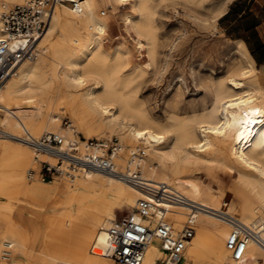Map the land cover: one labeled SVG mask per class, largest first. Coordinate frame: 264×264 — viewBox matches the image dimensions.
Wrapping results in <instances>:
<instances>
[{"label":"bare ground","instance_id":"bare-ground-1","mask_svg":"<svg viewBox=\"0 0 264 264\" xmlns=\"http://www.w3.org/2000/svg\"><path fill=\"white\" fill-rule=\"evenodd\" d=\"M24 1L0 0V37L6 35L3 5ZM163 1L84 0L82 13L69 4L57 5L32 53L0 83V194L8 187L11 212L0 235V264H113L104 255L105 229L125 207L139 218L134 208L143 193L119 175L81 169L74 176L63 174V180H32L29 171L37 170L39 161L58 160L52 153L36 151L27 139V134L39 138L45 131L66 139L77 138L79 132L87 137L117 134L118 171H128L133 160L148 180L166 182L193 200L196 233L178 264H264V248L253 240L244 258L233 261L226 246L232 225L212 212L226 208L252 227L264 220V73H258L242 44L227 65L228 73L212 83L209 107L188 115L174 107L165 121L156 117L137 92L157 62L153 15ZM190 1L202 5L206 0ZM226 1L203 5L210 19L225 13ZM104 4L129 6L124 22L137 35L135 62L129 49L106 47L107 23L99 13ZM49 60L50 77L40 74V64ZM60 107L71 113L66 127ZM139 149L144 154L134 156ZM210 162L235 177L237 202L227 201L225 189L202 178L201 173L210 176ZM190 210L175 207L171 217L181 225ZM162 254L152 243L143 264H157Z\"/></svg>","mask_w":264,"mask_h":264},{"label":"built area","instance_id":"built-area-1","mask_svg":"<svg viewBox=\"0 0 264 264\" xmlns=\"http://www.w3.org/2000/svg\"><path fill=\"white\" fill-rule=\"evenodd\" d=\"M83 3L84 0H25L14 5L3 3L1 18L6 35L0 37V83L32 53L38 38L49 25L50 13L57 5L69 4L74 11L82 13ZM63 121L66 122V119ZM27 139L36 151L52 153L58 159L56 164L41 161L39 171H29L30 177L36 174L42 179H50L56 174L74 176L81 169H96L123 177L143 193L134 208L139 214L138 219L129 213L115 219L105 229L104 255L110 256L113 264H143L154 242L163 251L157 264H178L188 242L196 233L197 205L186 194L166 182L148 180L140 165L133 160L128 171H118L115 159L121 145L117 138L66 139L58 133L45 131L39 138L27 134ZM133 154H144V150L139 149ZM181 205L191 210L182 224L177 225L171 214L175 207ZM212 212L232 225L226 246L233 261L244 258L250 240L264 248V220L252 227L226 208L213 209ZM8 249L5 254L9 252Z\"/></svg>","mask_w":264,"mask_h":264},{"label":"rangeland","instance_id":"rangeland-1","mask_svg":"<svg viewBox=\"0 0 264 264\" xmlns=\"http://www.w3.org/2000/svg\"><path fill=\"white\" fill-rule=\"evenodd\" d=\"M190 0H165L160 2L154 12V21L157 27V62L149 68L142 83L138 86L137 96L147 101L149 110L159 119L165 121L173 108L180 114H192L193 109L201 111L211 105L212 83L228 73L227 65L235 57L237 47L245 45L248 53L253 57V45L264 41V0H243L245 8L243 16L228 19L209 18L208 10L203 5L217 3L221 0H206L199 5ZM196 4V5H195ZM129 9L123 4L102 5L99 13L107 23L105 33L106 47L111 48L117 45L129 49L133 62L139 53L137 46V35L135 31L124 22V14ZM106 11L105 14L102 12ZM50 25V24H49ZM46 27L45 31L49 28ZM255 26H259L255 29ZM130 28V31H128ZM133 30V31H132ZM259 34L262 35L261 39ZM243 41V43H242ZM132 49V50H131ZM142 60H147L146 50L142 51ZM254 58V57H253ZM256 61V60H255ZM258 73H264V62L256 61ZM53 62L49 60L40 64V74L50 77ZM86 83L83 87H85ZM82 89V88H81ZM64 110V111H63ZM62 112V126L70 124L71 113L64 107ZM66 119V122L63 121ZM117 138V134L106 132L87 137L79 132L77 138ZM41 161L36 169L39 171ZM36 170V171H37ZM209 177L201 173L202 178L211 182L216 188L225 189V199L229 202H237L239 195L232 190L235 177L229 175L227 169L210 162L206 167ZM214 175V180L211 176ZM60 180L66 177L63 174H56ZM207 176V177H206ZM34 177H30L34 180ZM40 178V177H39ZM41 180H44L40 178ZM5 193L0 194V235L7 228L11 212L8 205V198ZM10 190V186H9ZM226 207V206H225ZM33 210L28 207L27 211ZM133 208L125 207L118 211L117 218L132 213ZM28 215L29 212H26ZM239 215V213H235ZM14 251V246L12 247ZM22 252H17L21 257ZM204 264H211L208 260Z\"/></svg>","mask_w":264,"mask_h":264},{"label":"crops","instance_id":"crops-1","mask_svg":"<svg viewBox=\"0 0 264 264\" xmlns=\"http://www.w3.org/2000/svg\"><path fill=\"white\" fill-rule=\"evenodd\" d=\"M243 0H227L226 1V11L220 17V20L228 19L233 17V15H237L238 17L243 16L245 12V8L242 5ZM259 26H255V29H258ZM262 35L259 34L258 39H261ZM252 54L256 61L264 62V41L260 42L257 45H253Z\"/></svg>","mask_w":264,"mask_h":264}]
</instances>
